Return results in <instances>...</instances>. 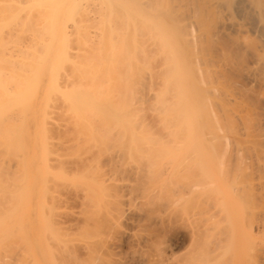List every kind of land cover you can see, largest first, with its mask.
<instances>
[{
    "label": "bare ground",
    "instance_id": "obj_1",
    "mask_svg": "<svg viewBox=\"0 0 264 264\" xmlns=\"http://www.w3.org/2000/svg\"><path fill=\"white\" fill-rule=\"evenodd\" d=\"M224 14L228 17L226 18ZM222 18L223 19L226 18V19H228V21L225 19H224L225 21H223ZM217 36H218V38H219V36H222V38L225 37L226 39L230 40L231 43L233 42L235 44V46H237L236 48H241V51H242V49H244L243 50L244 53L242 52L243 54H242L241 58H238L237 56H233L230 52L226 51L227 49L226 50L225 49L220 50L219 47H217V43H219V42H217V43L214 42V41H216ZM208 39L212 43L210 41H206ZM198 42H199V44H198ZM205 42L212 44L211 46L214 45L212 47V49H211L210 45L209 44L207 45ZM204 44H205V46H208L206 49L204 47ZM194 45H195V47H194ZM198 45H199V47H198ZM215 46L218 48V50L215 48ZM242 57H243V59H242ZM237 59H240V60L238 61ZM71 63H73V64H71ZM158 63L161 64L160 69H158L159 68ZM217 63H218V65L220 64L219 69H217L218 68V66H217V68L214 70L215 64H217ZM153 64L155 66H157V68L155 67V69L156 70L158 69V71L161 73H159L157 71V73L155 74L156 70L154 71ZM156 64H158V65H156ZM69 65H72V66H69ZM236 65H237L238 70L241 68V71H240L242 74L241 76L245 77L247 80H250V82L252 81V83H253V81H258V80H256L257 78L260 80L261 78L263 79V77H264V75H263V73H264V0H0V232H1L0 237H2L0 239V241H1L0 242V249H2V247H4V248L6 247V249L8 248L7 251L4 249L6 251V252L4 251V254L7 257H10V255H11V257H13V256L20 254L19 251L22 250V248L19 249V246H18V249L15 248V246L17 245V243L20 240L18 242L14 241V240H18V238L15 239L14 237L16 235L17 236L19 235L21 237L22 234H24V236H26L25 232L26 233L28 232L25 224H27L29 222L25 223L26 221H24L25 229H23V228H21V227H23V223L21 225L18 221L17 224L20 225V228H19V225H17L16 228L18 227L17 230L19 229L18 231H21L20 233L18 231L14 230V227H13L14 225L12 226V224L15 222V221L13 222V220H12L13 216L18 213L17 212L18 209H16V208L18 207L22 210L24 208V206L27 207L25 205L26 204L25 200H24L25 202L23 203V205H24L23 208H22V206L19 207V205H22V202H20V201H23L20 198H22L26 195L27 192L25 193V195H23L24 191H28V189H27L28 186L26 187V190H25V188L21 187V185L23 183L22 181L25 179L24 177H27L28 174L25 175L26 173H22L23 171H21V170H23V169L21 168V166L22 167L24 166L23 168H25V163L24 162H23L24 164L18 163L17 159L20 157H21V159L25 158L27 156V152L30 154V150L33 148V147L32 148L30 147L31 146L30 144L32 143L31 141L34 140V138H33V140H31L32 139V130L34 129L33 127L35 126V125L33 126L32 123H34L36 121H40L38 119L36 121L34 120V122H33V118H35V115L33 112L37 109V108L35 109L34 106L35 107L38 106L35 104H36L37 99H39V96L41 94L43 95V93H45L44 94L45 99L43 100L44 101L43 106L47 105L46 112L47 111L53 112L52 111L53 109L50 110L48 108V106L51 105L49 107L52 108V106L54 104L58 103V101L55 100L58 97L57 96L58 92H60L64 96H66V98L68 99V100H66V101H68V102H66V104L70 103L71 105H73V107H71L70 104H67L69 106V107H67V110L68 109L71 110L70 108H72L71 112L72 111L75 112V109L81 110L82 108H84L85 111H83V112H85V113H83V112L81 113L79 111L75 112L76 114L78 112L82 114V116H81L78 113V115H77L78 117H76L74 115L75 116V117H73L74 119L75 118L79 119V117H80L78 122H80L82 118H85V116L89 117L88 111H87L88 115H86L87 114L86 113V107H88V106L89 107L87 109L90 111V116H96V114H97V116L100 115L102 117L103 116L106 117L108 115V114H106V111L108 110V108H110L108 111L110 115H112L111 110H114L113 114L116 113V115L114 114L116 116V118L118 115H120V117L123 118V120H124L125 116L127 118H128V116H131L132 119L131 118H129V119H131L130 123L132 121H134V122H132L133 124L128 123L129 119L125 123L124 121H126V119L123 121L122 119L119 118V116H118L117 120H115L116 118L113 115H112L113 117L107 116L106 119L107 118H109V120L111 119L112 123L120 120V122L118 121V122L113 123L115 126L114 128H116L118 126V123H120L118 127L122 131L125 130V131H123L124 134H126V132H127L126 135L130 136V137L129 136L128 137L132 139V141L130 140L131 142L135 143L134 140H136L135 136H137V134H138L137 140L138 139H144V141H145V139H147L150 142V139H148L150 137H152L151 139L156 140L155 137L150 136L151 133H149V134L144 133V132L139 133L136 129H135V131L133 129L138 128L135 125L139 124L140 123L139 120L142 118V116L140 117V115H142V114L141 113L138 114L139 113L138 110L143 108V105L145 104L144 103L145 100H148V98H149L148 96L144 95V93L147 94L150 91L152 93L154 90L152 88V86L154 84H155L154 86L155 87L157 86V89H158L157 84H159L158 82H161L160 81L161 80L160 75L162 74L161 76H163L162 77L163 80H165V77H166L165 81L162 80L163 82H166L165 83L166 86L162 82L163 85H159L160 86L159 91L157 89H156V91L154 90V94L156 95V96H154V97H156L154 99H156V101H157V99H159V100H158V105H157L156 101H155V103H153V105L155 104L154 106H157V108H156L157 110L160 109V110H158V112H160L159 114H161L162 111L166 114V115L164 114L165 116H162V117H166V118H164V119H166V121L164 120L165 121L164 125H166V123L169 121V118H170L171 122H168V123L171 127L166 128L168 132H170V129H171L172 134L170 133V135H172L173 137L177 136V137H179V139L181 138V140L190 137L189 142H188L189 144L192 142V141H190V139L193 140L194 139L193 137L198 138L199 140H196L197 143H195L193 141V143H194L193 147L198 149L199 148L198 145L200 144L199 149H201L200 155L202 156L201 151L203 149H204L203 150L204 153H206L207 155H210L208 152V148L206 149L204 147H210V148L212 147V146H206V143L208 140H205V138L203 136L210 139V137H209L210 134L212 135V138L214 135H216V139L219 140L222 138L223 134L226 132L223 136L225 138H222L221 140H223L224 142L226 141L229 144H233V145H229L225 142V144H226L225 146H228V149L231 146L234 148V145H235V147L241 146L242 149H244V150L247 149V152H248V151H250V150H248V148H252L251 151L253 149H255V151H256V148L258 146H260V148H258V149L259 150L261 149L262 153H261V155L259 153L258 154L260 156H262L263 150H264V146H263L264 145V124L260 120L261 117H259V114H258V112H259L258 106L255 107V105H257V104H254V105L252 104L255 100L252 99L248 95V93L247 94L244 93L245 89H246L245 87L243 88V86L240 85V83H239V85L242 87H240L239 89L238 88L234 89L237 87L238 83H236V81H235V84H237V85L236 86L234 85L235 87L233 88L232 84L234 82H232V83L228 82L230 80V79H228L229 78L228 76L230 75V73L234 72L233 70L237 69L236 67H234ZM238 65H240V68L238 67ZM66 67L69 69H72L74 72L73 73L74 75L72 74V72H70L71 70L67 71L68 73L69 72L71 73V74L69 73V75H67L68 73L66 74V70H67ZM65 68H66V70H65ZM234 68H236V69H234ZM121 69H123V73H124V77H125L124 80L127 81V83H126L127 87H123V86H125L124 83L121 86L122 82H119L120 84H118V85L121 86L122 88H125L122 91L123 95L125 97L122 96L123 98H121V99L119 98L118 103H116V101H115L116 99L112 100V98L109 97V96L113 97V96H115V94L111 95V92L109 90L108 91V93L110 92L109 95L106 91V93H107L106 97L109 99H105L106 98L105 96H103L104 100L101 99L100 97H102L103 94L101 95L100 93H102L103 90H100L98 92L97 89L94 88L96 86H99L100 88L102 87L101 89H103V85L100 86L101 81H102L100 79V77L102 78V76H103V78L106 79L109 77V74H110V76H112L111 74H113V73H114V75H116L115 72L120 73L122 71ZM214 71L216 72L215 76L218 78V81H217V78L214 76V74H215ZM64 72H65V75H67V77L66 76L64 77V78H66L65 80L62 79L64 81L61 80L64 83V85L66 84L67 80L74 82V84H72V83L69 84L67 82V84H69V86H66V85H65L66 87L64 86L65 88H68V87L73 88V89H69V88L67 89L69 91L71 90L70 95L64 94L66 92L65 88H64L65 90H63V91H65L64 93H63V91H61L63 88V83H60L59 80H60L61 76H62L61 78H63ZM210 72H214V73L211 74ZM121 73L119 74V76L121 75ZM154 74L156 77L159 74L158 75L159 78L153 77L152 75H154ZM70 75L73 76V79ZM107 75H108V77H104ZM131 75L134 76V79H135V77H137L140 82H138V79H137V81L135 80L136 83H134L133 82L134 80L131 79L132 78ZM232 75H230V76H232ZM76 76H77V79H76ZM79 76L82 79L80 78V80H79L78 79ZM117 76H118V74H117ZM117 76H116L115 80H117ZM122 76L123 75H121V78H122ZM128 76L131 77L130 79L132 81L128 79L129 78ZM150 76H151V79L156 78L155 80L153 79V85L151 83H148V82H150V81H148L150 79L149 78ZM205 76H207V77H205ZM68 77H71L72 80L70 78L68 79ZM90 77H92L91 83L96 84V83H98V81L92 82V80L99 79L100 84L99 83L97 85L93 84V86H92V84L89 82L88 84L90 86L88 88V86L86 85L87 83H85V82H87V80ZM93 77H94V79H93ZM95 77H97V79ZM210 77L212 78V80L214 79V77L216 78L214 80L215 83H214V81L210 80L211 81L210 82L209 80H206V79H210ZM223 77L225 79H223ZM83 78H84V80H83ZM121 78L119 77L118 79H121ZM204 78H205V80H204ZM75 79H76V81L77 80L79 81V82L77 81L78 82L77 84L75 83L76 81H73ZM105 79H103V81ZM110 79L112 82H114V80H112V78H108L109 82H110ZM222 79H223V81H221ZM122 80H123V78L121 79V81ZM156 80H158L157 84H156V82L154 83V81H156ZM226 80H227V82H226ZM232 80H230V81H232ZM88 81H90V80H88ZM129 81H131L133 84H135V86H136V84H140L142 87L139 86V89H140L139 91L143 95L140 94L139 91H137L138 90L137 86L135 87L136 89L130 88V86L132 87L133 84L130 83L131 85L128 86L127 84ZM106 82H104L105 85L107 84L106 87L108 85L112 86L114 84V83H112V84L108 83L107 79H106ZM146 82L149 84V86ZM260 82H262V81H260ZM46 83H47V86H46ZM59 84H61V85H59ZM102 84H103V82H102ZM115 84H117L116 81H115ZM228 84L229 85L231 84V86H229ZM71 85H72V87H71ZM146 85L149 87V88L147 87L149 90L145 88ZM45 86H46V88H45ZM59 86H62V87H59ZM91 86H92V88H91ZM163 86H165V88H163ZM108 87H110V86H108ZM115 87L117 89H119V87H117V86H115ZM224 87L226 89L230 88L229 91H231V88H232L231 93L228 94L229 91L227 90V92H226V90H224L225 89ZM126 88H128V90H126ZM144 88L146 90H144ZM160 88H161V90H160ZM117 89L112 87V89H111L112 93H114V92L117 93V91H118ZM113 90H117V91L113 92ZM132 90H133V93L136 94V95H134V99L131 96V95H133V93L131 94ZM134 90H136V92H134ZM218 90L222 91V92L224 91L225 94L227 93L226 97L224 96L225 94L221 95L222 93L218 92ZM69 91L67 92L68 94H69ZM145 91H147V92H145ZM160 91H163V92H161L162 94L160 93L161 94L160 97L157 98V96H158L157 94H159ZM124 92H126V94ZM127 92L128 93L130 92L128 94L131 96L129 99L130 101L128 100L129 96H127ZM155 92H158V93L156 94ZM213 92L216 94V96H214L215 94H213ZM232 92H235V94L233 93V95H232ZM56 93H57V95H56L57 97L56 96H55L56 98L52 97ZM217 93L218 94L220 93L219 96H221V97L223 96L225 98V99L222 98L224 100L218 99V101L220 100V102L217 101L218 103L216 102V100H217V98H221V97H218ZM119 94L122 95V93H119ZM119 94L116 96L120 97ZM137 94H140V95L137 96ZM141 95L143 96V98L145 96L147 98L145 97V100L143 101L142 100L143 98L141 97ZM227 95L228 96L230 95V97H228L230 100H228ZM116 96L114 98H118ZM168 96L171 99H169ZM208 96H210L209 99H210V101H212V103H216L215 104L216 106L214 104L210 105L211 102L208 101L209 100ZM59 97L61 98V95ZM173 97H175V99H173ZM231 97H233V99H234L233 103L231 101ZM60 98H58V99H60ZM125 98L127 99V101ZM226 98H227V100H226ZM51 99H52V102L49 103ZM61 99L65 103V99H63V98H61ZM123 99H125V101L128 103L130 102L129 106H131V104L134 105L133 104L134 101L133 102H131V101L137 99V101H139V103L141 105V108L139 109L138 106H140V105H138L139 103L136 100L134 103L135 104L138 103V104H136L133 107L134 108L133 109L132 107L131 108L128 107V105L126 104L125 101H123ZM167 99H169V100H167ZM105 100L107 102H105ZM120 100H121V102H120ZM172 100H174L175 102H173ZM205 100H207L210 104L208 102H205ZM213 100L215 102H213ZM53 101L55 103H53ZM110 101L112 102V106L114 104L117 105L119 103L121 105V103L124 102L125 104H123V105H125V109L129 108V109H133V110L131 112V110L128 109L130 112L129 113L128 110H125L122 108L123 107L122 105H121V108H120V106H118V108L125 110L124 114H126V112H127L128 116H127V114L124 115L122 112H120L118 110L116 105H114L115 109H113L114 106L111 107ZM222 101H223V103H222ZM59 102H61V100ZM104 102L107 103L108 105L107 104L105 105ZM64 103L62 105H64ZM170 103H171V105H170ZM207 103H208V105H207ZM98 104H100V105H98ZM40 105H42V103ZM104 105H105V107H104ZM148 105H150V103ZM213 105L215 106V108L213 107ZM54 106H53V108H54ZM56 106H58V105H56ZM97 106H99V107H97ZM39 107H41L39 109L41 111L42 106H39ZM91 107H93L94 109ZM106 107H108V108H106ZM137 107H138V109L135 112L134 110ZM150 107H151V105H150ZM62 108H63V106H62ZM89 108H91V110ZM234 108H236V109H234ZM240 108L243 111L241 112V114L238 113V114H240L239 115L240 124H239V122H237L238 117L236 118V116H238L237 112L241 111ZM96 109H98V110H96ZM102 109H105V111ZM116 109L118 112L116 111ZM210 109H211V111H209ZM212 109L215 112H213ZM231 109H234L236 111L235 113L237 115L234 112H232L234 110H231ZM44 110H45V108H44ZM230 110H231V112H230ZM99 111L101 113L98 114ZM102 112H104L106 115H102ZM119 112H120V114H118ZM211 112L215 117L213 115H211ZM37 113H38V109H37ZM40 113H38V115ZM68 113H70V112H68ZM136 113H137V115H135ZM32 114L34 117L31 116ZM43 114H45V113L43 112ZM48 114H51V113H48ZM48 114H47V117H49ZM73 114L74 113H72V115ZM121 114H123L124 117L121 116ZM129 114H131V115H129ZM227 114H229V115H227ZM231 114H232V116H234V114L236 116H234V118H233L231 116ZM132 115L134 116V120H133ZM138 115H139V117H138ZM41 116H42V114H41ZM212 116H213V118H215L214 121H216V119H217V121L215 123H214V121H212L213 120ZM229 116H231L230 118L233 119L232 121L229 118ZM96 117H94L93 119H96ZM221 117H223V118L220 119ZM227 117L230 119L231 124H230L229 119ZM113 118H115V119L113 120ZM43 119H44L43 122L46 121L45 119H47V122L49 121V118H43ZM88 119H90V118H88ZM103 119L105 120V118H103ZM149 119H151V118H149ZM218 119H220L222 121V123H223V121H225V123L229 122L231 127L229 124L228 125L230 128L228 127V125L225 126L226 124L224 123L225 125L223 128V126H222L223 124L220 123V124H217V126L218 125L219 126L221 125V126L216 128L217 127L216 123L221 122ZM86 120H87V118H86ZM209 120H211V122H213L212 126H211V123L210 124L208 123V122H210ZM74 121H76V120H74ZM121 121H123V122H121ZM174 121H176V124L175 123L172 124V122H174ZM177 121H178V123H177ZM180 121L182 123H180ZM234 121L236 122V124H234ZM47 122L46 123L44 122L47 129L45 128L44 125L42 127V128H45L44 132H45V130H48ZM36 123H34V124H36ZM83 123H84V121H83ZM121 123H123V124H121ZM124 123H125L126 127L124 126ZM110 124H108V125H110ZM113 124H112V126H113ZM129 124H130V127H132L135 124L134 125L135 127H132L133 131L130 130V127H128ZM140 124L142 125V123H140ZM121 125H123V126H121ZM156 125H158V124H156ZM179 126H180V130H182V132L178 129ZM108 127H110V126H108ZM123 127L127 128V130ZM221 127L223 129H226V131H224ZM118 129H117V131H118ZM39 130H41V129H39ZM39 130H37V131H39ZM155 130H158V129H155ZM217 130L219 132L222 131L221 132L222 135H219V137H217ZM105 131H107V130H105ZM128 131H129V133H128ZM131 131L133 134L130 133ZM159 131H161V130H159ZM178 131H180V132H178ZM44 132H42L41 135H39V133H38L37 137L39 138V136H40L42 143H39V144H42L45 147L47 144L49 145V143H47L48 137H47V139H45V137L47 136V133H46L47 131L45 133ZM141 133H142V135H141ZM174 134L176 136H174ZM103 135H106V134L103 133ZM131 135L134 139L131 137ZM139 135L142 136V138H139ZM147 135H148V137H147ZM182 135H183V137H182ZM185 135L187 137H184ZM96 136H98V135H96ZM143 136L144 137L146 136L147 138H143ZM99 138H100V136H99ZM168 138H169V136H168ZM212 138H211V140H212ZM43 139H45L46 145L43 143L44 142ZM122 139H125L124 136ZM171 139H173V138H171ZM38 140L40 141V139H38ZM104 140H106V139H104ZM104 140H102V141H104ZM165 140H166V138H165ZM204 140L206 141V143L203 142ZM37 141H36V144H37ZM100 141H101V138H100ZM114 141L117 142L115 139H114ZM126 141L128 142V140H126ZM148 141H146V142H148ZM183 141H185V140H183ZM183 141H182V144H186L187 141H185V143ZM151 142H153V141H151ZM248 142L251 144H254L253 147H255V148L251 147L250 144H249L250 147H248V144H247ZM101 143H103V142H101ZM106 143H108L107 140H106ZM141 143H144V142H141ZM201 143L205 144V146L202 145ZM221 143H223V142L221 141ZM34 144H32V145H34ZM109 144H113V143L111 142ZM115 144H119V143H115ZM152 144H154V143H152ZM189 144L185 145V146L182 145V147L180 146V148H183V146H184V150L188 151L187 149L190 146ZM196 144H198V145H196ZM236 144H237V146H236ZM48 145L46 146V148L50 147V146L48 147ZM194 145L197 147H195ZM218 145H219V143H218ZM245 145H246V147H245ZM107 146L110 147L109 145H107ZM131 146H132V144L130 145V147ZM133 146L135 147L136 144H133ZM173 146H174V144H173ZM201 146L203 147V149L201 148ZM261 146H263V147H261ZM44 147H40V148L42 149ZM112 147L115 148L114 146H112ZM149 147L153 148V146H151V145ZM160 147L161 146H159V147L157 146L156 148H160ZM193 147H191V149L188 152H191V150L195 151ZM218 147H221V146L219 145ZM117 148H120V147H117ZM117 148H116V151L118 152L119 149L117 150ZM138 148H140V147H138ZM145 148L146 147H144V149ZM233 148H232V150H233ZM41 149H40V151H41ZM125 149L127 150L126 147H125ZM129 149H131V148H129ZM136 149L137 148H135L134 151ZM225 149L227 150V148H225ZM242 149H240V150H242ZM43 150L47 151V153L45 152L46 154H44L45 157H44V155L43 156L41 155V157L45 158L43 165L47 164L46 166H47V171H48V167H50V165H49L50 162L45 161V160H47V158L49 157L48 154L51 155L52 149L50 151H48V149L45 150V148H44ZM152 150L154 151V149H152ZM159 150H161V149H159ZM221 150H223V149L221 148ZM35 151L38 152L37 149ZM113 151H115V150H113ZM145 151H146V149H145ZM149 151L151 152V150H147L146 152H149ZM214 151H216V150L214 149ZM219 151L220 150H218V153H219ZM230 151H231V148H230ZM251 151H250V153L248 152L249 155L251 154ZM255 151L253 150V152H255ZM195 152L198 153L199 150H196ZM231 152H233V151H231ZM257 152H258V150H257ZM125 153H127V152H125ZM130 153H128V154H130ZM226 153H225V155H226ZM244 153H246V152H244ZM256 153H254V155ZM139 154H140V152H139ZM156 154H158V153H156ZM161 154L162 153H160L159 155H161ZM206 154L203 155V157L205 156V158L208 161V164L210 165V162H212V164H214L213 160L210 161V159H208L206 157L207 156ZM119 155H121V154H119ZM140 155H142V154H140ZM185 155H187V154H185ZM191 155L192 154H190V156ZM22 156H24V157H22ZM31 156L34 157V155H31ZM135 156L137 157V155H135ZM148 156H150V155H148ZM195 156H197V155H195ZM14 157L15 158L17 157V158L15 159ZM136 157H135V159H136ZM245 157H247V156H245ZM262 157H264V156H262ZM262 157H260V158H262ZM37 158L38 157H36V159ZM151 158L152 157H150V159ZM197 158H199V157H197ZM200 158L202 159V157H200ZM205 158H204V162L206 161ZM11 159H13V160H11ZM21 159L19 160V162L24 160V159H22V160ZM51 159L49 158V161L52 162ZM193 159H195V157ZM26 160H24V161H26ZM40 160L41 159H39V161ZM11 161H14L15 163L17 162L18 164L16 163V165L20 164V166L16 167V165L15 164L13 165V163ZM30 161H28L26 163L30 164L31 163ZM39 161H38V163H39ZM42 161H43V159H42ZM185 161H186V159H185ZM148 162H149V159H148ZM159 162H160V160H159ZM44 163H46V164H44ZM193 163H195V162H193ZM201 163H202V161H201ZM218 163H221V161L220 162L218 161ZM260 163H261V161H260ZM35 164H33V165H35ZM52 164H53V162H52ZM163 164H165V163H163ZM186 164H188V163H186ZM11 165L13 167H16L15 169L20 170L21 173L24 175V177L22 174H21L22 177L19 175L20 171L14 170L13 167L10 168ZM26 165H28V164H26ZM142 165L144 166V164H142ZM28 166H30V165H28ZM28 166H26V172H27V168L30 169V167H32V164L30 167H28ZM46 166H44V167H46ZM133 166H134V164H133ZM218 166H219V164H218ZM131 167H132V165H131ZM136 167H138V166H136ZM147 167H146V170H148ZM213 167L214 166L209 167V168H213ZM263 167H264V165H263ZM202 168L205 169L204 167H202ZM217 168L220 169L219 167H217ZM33 169H35V168H33ZM129 169H131V168H129ZM214 169H216V167H214ZM11 170H14V171H11ZM45 170H46V168H45ZM138 170H139V168H138ZM207 170H209V169L207 168ZM24 171H25V169H24ZM47 171H46V174L47 173L49 174L50 170H49V172H47ZM160 172H161V170H160ZM38 173H39V171H38ZM8 174H10V175L12 174L11 176L19 175L20 177L19 176L18 177L20 180V184H19V180H17V177H14L15 183L12 184L14 182V179H13V177L9 176ZM15 174H17V175H15ZM47 175L44 177H47ZM7 176H8V178H7ZM39 176H40V174H39ZM28 177L26 178L27 181L29 179ZM36 177H37V175H36ZM44 177H42V179L45 182V180L47 181V179H45ZM206 177L208 178L207 175H206ZM9 178L11 179V181H9L10 180ZM42 179H40L41 183L43 182ZM16 180L18 183L16 182ZM24 181H26V180H24ZM96 181H97V179H96ZM36 182H37V180H36ZM214 182H216V180ZM225 182H226V180H225ZM44 184H43V186H44ZM205 184H207V182ZM209 184H211V183H209ZM24 185H28V184L25 182ZM24 185H22V186H24ZM34 186L35 185H33V187ZM214 186H216L215 183H214ZM217 186H219V185H217ZM183 187H185V186H183ZM233 187L234 186H232V188ZM232 188H231V190L234 189V188L233 189ZM235 188H236V186H235ZM208 190H210V189L208 188ZM36 191H38V190L36 189ZM228 191H230V190H228ZM228 191H227V193L229 194ZM33 192H35V190L32 191L31 195H33ZM47 192H49V191H47ZM231 192L233 193V191H231ZM163 193H165V192H163ZM207 194L210 197L211 193H210V195H209V193H207ZM234 194H235V191H234ZM234 194L230 193L229 195L233 196ZM36 195H37V193H36ZM36 195L34 198H36ZM6 196H8V197L10 196L9 198L12 199L11 205H13V206H12V208L8 207L11 210V212H10V210H8V211H5L6 209L3 210V207L1 208V206L3 204H5V202H3V201L5 200ZM46 196H47V193H46ZM214 196H215V194H214ZM249 196H250V194H249ZM12 197H14V198H12ZM27 197L28 196H26L24 198L27 199ZM16 198H17V200L20 199V201H18V202L21 204H19L17 202ZM13 199H15L17 203L14 204ZM216 199L217 198L215 197V200ZM222 199H223V197H222ZM15 200H14V202H15ZM219 201H221V200L219 199ZM234 201L236 202V200H234ZM27 202L29 203V200ZM28 203H27V205H28ZM7 205H8V203H7ZM245 205H246V202H245ZM3 206H4V208L5 207L7 208L6 204ZM232 208H235V207H232ZM232 208H230V209H232ZM13 209H14V211L17 210L15 214L13 213L14 212ZM28 210L31 211V209H27V211ZM239 210H240V208H239ZM23 211H25V210H23ZM222 211H223V209L218 210L217 212H222ZM25 213H26V211H25ZM216 213H215V215H216L215 219L218 220L220 218L221 222L219 223L220 220L218 222L216 220H214V221H216V223H215L212 220L213 222H211V223H214L215 225L212 224L210 226L211 228L213 227L212 229L208 227L211 232H212V230L214 232V233L212 232L213 233V238H212L213 240H211V242L212 241L213 242L210 243V245H212V246H211V249L209 248L210 249L209 251H210V253L215 252V254H218V253H216V251H218L219 249H220V252L222 251V248H220V244H221L220 240L224 241L223 239H221L222 236H221V232H219L220 231L219 229H221L225 224L223 226L221 225V228H218L219 224H222V219H221L222 217L217 216L218 213L217 214ZM21 214H22L21 215L22 218L20 215H18V216H20V220L21 219L23 220V216H25V215L22 211H21ZM45 214H47V213H45ZM222 214H220V215H222ZM224 214H226V213H224ZM224 214H223V216H224ZM262 214L263 213H261V215ZM30 215H31V213H30ZM30 215H29V217H30ZM16 216L17 215H15V217ZM44 217H45V215H44ZM217 217H219V218H217ZM27 219H28V217H27ZM27 219H24V220H27ZM254 219L256 220V217ZM28 220H30V222L32 224L31 219H28ZM39 220L40 219L38 217V221ZM49 220H50V217H49L48 221ZM238 220H239V218H238ZM232 221H233V219H232ZM49 222H47V223L49 224ZM233 222H231V223H233ZM261 223H262V221H261ZM261 223H259V224L261 225ZM40 225H41V222H40ZM50 225H51V223L48 226L46 225L47 228L43 227L42 225L41 226L43 228H45L46 230L45 229H43V230L48 233V230H50V232H53V230H51L52 225L49 228ZM256 227L258 229L260 228L258 226H256ZM208 228H207V230H208ZM234 228H236V229H234ZM261 228H260V230H262ZM22 229L25 230V232L22 233ZM230 229L233 232H228V229L224 228L222 230V233L225 235V237H231L230 238L231 241H233V239H234V242H231V245L234 249V246H233V245H235L234 243H236L237 240L240 238H237L238 229L236 227V224L235 225L232 224L231 228H229V231H231ZM40 230H42V229H40ZM242 230L243 229L241 228V232H243ZM255 232H256V230H255ZM259 232H261V231H259ZM3 233H4V235H3ZM31 233H32V231H31ZM229 233H231L233 235L230 234V236H229ZM247 233H249V232H247ZM253 233H254L253 230H251L250 234L253 235ZM11 235L13 237H11ZM217 235L219 236L220 240H219ZM247 235L249 236V240H250L252 236L250 237L249 234H247ZM24 236H22V237H24ZM28 236L29 235H27L26 238ZM242 236H244V234H242ZM20 237H19V239H21ZM9 238H10V240H8ZM29 238H30V236H29ZM243 239H242V241H243ZM246 239L247 238H245V240ZM5 240H7L9 242V244H13V245L11 246V245L7 244L8 242ZM27 240L25 243H27V242H28V244L31 243L30 239L27 238ZM10 241L11 242L13 241V242L11 243ZM226 241H229V240H226ZM15 242H17V243H15ZM1 243H3L2 245H4V246H1ZM20 243H18V244L21 245ZM237 244H238V242H237ZM237 244L235 245L236 247H238ZM6 245H9L10 247L6 246ZM29 245L31 246V244H29ZM30 246L28 247V249H29L28 253L26 250V253L28 255H30L29 254L30 253ZM33 246L31 247L32 250H34ZM223 246H221V247H223ZM20 247H24V246L22 245ZM40 247H41V244H40ZM229 247H231V246H229ZM236 247H235V249H236ZM12 248L13 249L15 248V250H12ZM225 248H226V246H225ZM226 249H225V251H226ZM9 250H10V254H9ZM12 251H13V253H12ZM228 251H229V248H228ZM236 251H237V249H236ZM236 251H235V253H236ZM53 253H54V250H53ZM55 253H54V255H55ZM12 254H14V255L12 256ZM231 254H232V251H231ZM0 255L4 258L6 257L5 255L3 256V252H0ZM234 255H232V257H234ZM11 257L7 258V259H9V260L11 259L13 261L14 259ZM52 257L54 258V261H55V258H57L55 256H52ZM235 257H237V256H235ZM22 258H23V256H22ZM1 260H2V258H1ZM4 260H3V262H4ZM45 260H46V258H45ZM30 261L27 260V263L28 262L31 263ZM48 262L49 261H47V264H48ZM9 264H12V263L9 262ZM15 264H17V263H15ZM56 264H60V263H57V260H56Z\"/></svg>",
    "mask_w": 264,
    "mask_h": 264
},
{
    "label": "rangeland",
    "instance_id": "obj_2",
    "mask_svg": "<svg viewBox=\"0 0 264 264\" xmlns=\"http://www.w3.org/2000/svg\"><path fill=\"white\" fill-rule=\"evenodd\" d=\"M225 17L227 18L228 16L225 15ZM226 18H224V19L228 21V19H226ZM224 19H223V21H225ZM217 38H218V36L216 37V41H214V42L215 43L219 42V43H217V47H219L220 50L221 49L222 50L227 49L226 51L230 52L233 56H237L238 58H241L242 54L244 53V51H243L244 49H242V51H241V48H236L237 46H235V44L233 42L231 43V41L226 39L225 37L222 38V36H219L220 39L219 38L217 39ZM206 41H210V40L208 39ZM198 44H199V42H198ZM206 44L207 45L209 44L211 49L214 46V45L211 46L212 44H210V43H206ZM194 47H195V45H194ZM198 47H199V45H198ZM204 47L206 49L208 46H205V44H204ZM217 47L215 46V48L218 50ZM242 59H243V57H242ZM237 60L239 61L240 59H237ZM71 64H73V63H71ZM158 64H159L158 69H160L161 64L160 63H158ZM158 64H156V65H158ZM219 65H218V63L215 64V67L213 66L214 70L217 68V66H218L217 69H219ZM69 66H72V65H69ZM155 67L157 68V66H155L153 64L154 71L156 70ZM234 67L237 68V65ZM238 67L240 68V65H238ZM66 68H65V70H66ZM236 68H234V69H236ZM158 69L155 71V74L157 73ZM69 70H71L70 72H72V74L74 73L72 69L67 68L66 74L68 73L67 71H69ZM121 70H122L121 71L122 73L121 72L120 73H121V75H123L122 81H121V79H122L121 75L119 76L120 73H117V72H115L116 75H114V73L111 74L113 77L110 76V74H109V77H108V75L104 76V77L112 78V80H114V82H112L110 79V82H109L108 78H106L108 83H110V84L114 83L112 86L108 85L110 87H108V86L106 87L107 84L105 85V83H104V82H106V79L103 78V76H102V78L105 79L103 81V79L100 77V79L102 80V81L100 80L101 81L100 86L103 85V89H101L102 87L100 88L99 86H96L94 88H96L98 92L100 90H103V92L100 93L101 95L103 94L102 97H100L101 99H103V96H105V97L107 96V93L109 90L111 92V95L115 94V96L118 95L119 93H122V95L119 94L120 97L116 96L118 98H114L115 96H113V97L109 96L110 98H112V100L116 99L115 100L116 103H118L119 98L120 99L123 98L122 96H124V95H123L122 91L125 88H122L121 86L124 83L125 86H123V87H127L126 86L127 81L124 80L125 77H124L123 69H121ZM233 71L234 72L230 73V75H232V74L233 75L232 76L229 75L228 79H230V80L233 79L234 81L229 80L228 82L229 83L234 82L232 84L233 88L237 85V84H235V81H236V83H238L237 87L234 89H237V88L239 89L242 86H243V88L244 87L246 88L244 93H246V94L248 93V95L252 99L255 100L252 104L253 105L257 104V105H255V107L258 106V110L260 112V113L258 112V114H259V117H261L260 120L264 124V117H263L264 116V77H263V79L260 77L262 80L261 79L259 80L257 78L256 80H258V81H253V83H252V81L250 82V80H247L245 77L241 76L242 75L240 72L241 68L239 70L237 68L236 70H233ZM214 72H210V73L212 74ZM69 73L67 75H69ZM159 73H161V72H159ZM117 74H118V76H117ZM155 74L152 76L156 77ZM67 75H65V72H64L63 78H61L62 76L60 77V80H59L60 83H63L62 81H64L66 79L64 77L65 76L67 77ZM158 75H157V77H158ZM161 75H160V78H161L160 81L161 82H158L159 84H157L158 80L154 81V83L156 82V84L158 85V89H157V86L156 87L154 86L155 84L153 85V79L154 78L151 79V76H150L149 78L151 80L149 78H148L149 80L147 79L148 81H150L148 83H151L155 87L154 88L152 86V88L155 91H156V89L159 91V87H160L159 85H163V83L165 85V83H166V82H163L166 80V77L164 76L165 80H163V78H162L163 76H161ZM215 75H216V72H215L214 76ZM263 75H264V73H263ZM70 76L73 79V76L72 75H70ZM116 76H117V80H115ZM71 77H68V79L69 78L71 79ZM119 77L121 79H118ZM128 77H129L128 78L129 80H131V79L134 80L133 81L134 83H136V81L138 79L137 77H135V79H134V76H132V75H131L132 78L130 76H128ZM205 77H207V76H205ZM211 77H210V79H206V80L214 81L217 78L215 76L216 78L214 77V79L212 80ZM80 78L81 77L79 76L78 79L80 80ZM95 78L97 79V77H95ZM62 79H64V80H62ZM76 79H77V76H76ZM76 79L73 81H76ZM91 79H92V77H90L88 79L90 81H88L86 79L87 82H85V83H87L86 85L88 86V88L90 86L88 83L89 82L91 83ZM93 79H94V77H93ZM223 79H225V78L223 77ZM223 79L221 81H223ZM83 80H84V78H83ZM204 80H205V78H204ZM77 81L75 82L76 84L79 82V81L78 82ZM93 81L94 82L98 81V83H99V79L92 80V82ZM115 81L117 84H115ZM131 81L128 82V84H127L128 86L131 85L130 84V83H132ZM217 81H218V78H217ZM260 81H262V82H260ZM67 82L69 84L70 83L74 84V82H71L68 80H67ZM67 82L65 85L69 86V84H67ZM102 82H103V84H102ZM119 82H122L121 86L118 85V84H120ZM138 82H140L139 79H138ZM226 82H227V80H226ZM98 83H96V84L91 83V84L93 86V84L97 85ZM214 83H215V81H214ZM239 83L242 86H240ZM59 85H61V84H59ZM65 85L63 83V88L61 91L66 89L65 90L66 92L63 91V93L65 92L64 93L65 95H70L71 90L70 91L67 90L69 87L65 88L66 87ZM46 86H47V83H46ZM46 86H45V88H46ZM92 86H91V88H92ZM115 86L119 87V89H117ZM136 86L138 87L137 91H139L140 90L139 86H141V85L136 84ZM136 86H135V84H133L132 87L130 86V88L136 89L135 88ZM148 86H149V84H148ZM148 86L146 85L145 88L148 89L149 88ZM165 86H163V88H165ZM229 86H231V84ZM59 87H62V86H59ZM71 87H72V85H71ZM112 87L118 90V91L113 90V92L117 91V93L118 92L119 93L118 94L116 92L112 93V90H111ZM145 88H144V90H146ZM69 89H73V88H69ZM126 90H128V88H126ZM154 90L152 93H151V91L147 94L144 93V95L149 97L148 100H145L146 96L143 98V96H142L143 94L140 93V91H139V93L142 94L141 95V97L143 98L142 100L143 101L145 100V102H144L145 104L144 103H143L144 105L142 104L143 105V108H142L143 110H142V109H140L141 105H140L139 101H137V99H135L139 103V104L138 103H136V104L140 105V106H138L140 109V110H138V112H139L138 114H140V113L142 114V115H140V117L142 116V118H141L142 120L141 119L139 120V122L142 123V125L140 123L136 124V125L134 124L138 128H134L133 130L135 131V129H136L139 133L140 132H144V133H148V134L151 133L152 135L150 134V136L155 137L156 140L151 139L152 137L148 138V139H150V142L147 139H145V141H144V139H138L137 140V136H138V134H137V136H135L136 140H134L135 143L131 142L132 139L129 138L130 137L129 135H126L127 132H126V134L123 133V131H125V130L122 131L118 127L120 123H118V126L116 128H114L115 126L113 123L118 122V121L120 122V120L112 123L111 119L110 120H109V118L106 119L107 116L110 117L112 115L116 118V116H115L116 113H114L115 115L113 114L114 110H111L112 115L109 114L108 111L110 108H108V107H106V108H108V110L106 111V114H108V115L106 117H104V116L102 117V116L98 115L100 117L99 118L97 116V114H96L97 117L96 116H90V111L87 109L89 107L88 106V107H86V113H87V111L89 112V117L85 116V118H82L81 121L78 122L80 117H79V119L78 118L74 119L73 117H75V116L78 117L77 115L79 112L82 113L83 111H85L84 108L81 109L82 111L80 109H77V110L75 109V112L79 111L77 114L73 111L71 112L72 108H70L71 110H69V109L67 110V107H69L67 104H70V103L66 104V102H68L66 100H68V99L66 98V96H64L60 92H58V95L56 93L55 95L52 96V97H55L56 95L58 96V97L56 96L57 99H55L58 101V103L56 102L57 104H54L55 106L58 105V106H56L57 108L53 104L52 105L54 106V108H53V106L51 108V107H49L51 105L48 104L49 105L48 108L50 110L53 109L52 110L53 112H50V111L46 112L47 105L43 106L44 105L43 100L45 99V95H44L45 93H43V95L41 94L42 96L41 95L39 96V99H37V102L35 104L38 106L37 107L34 106V108L35 109L37 108L38 113H40V112L41 113L38 115L37 109L36 110L34 109L35 111L33 113L35 115V118H33V122H34V120L36 121L38 119L40 121H36L37 123L34 122L38 126L36 124L32 123L33 126L35 125L33 127L35 130L32 128L33 130H32V139L31 140H33V138H34V140L33 141L30 140L32 142V143L30 142L31 143L30 147L31 148L33 147L34 149L30 148L31 149L30 154L27 152V156L25 155L26 156L25 158L27 160L25 158H22L26 161L23 160V161L19 162L21 157L17 159L18 163H22V164L25 163V168H23L24 166L23 167L21 166V168L23 169L21 171H23L22 173H26L25 175L28 174L27 175V177L29 176L28 181L26 179L27 177H24V175L21 173L20 170L15 169L16 167L20 166V164L16 165L17 162L15 163L14 161H11L13 163V165L14 164L16 165V167H13L12 165L10 166V168L13 167L14 170L20 171V173L18 172L19 175L21 176V174H22L23 177L25 178V179L24 178L23 179L26 181L23 180L22 185H24L25 182L28 184V185H24V186L21 185V187L25 188V190H26V187L28 186L27 187L28 191H24V194H23V195H25L26 192L28 193V194L26 193V195L24 196V197L28 196L27 199L21 196L22 198H20V199L23 201H20V199L17 200V198H16L17 202L18 201L22 202V205H19L21 203L18 202L19 207L22 206V208H23V206H24L23 203L25 201H26L25 205L27 207L24 206V208L21 210L20 208H18L16 206L17 208L16 207L15 208L18 209V211L16 210L18 212L17 214H15L16 211H14V209H13V211H14L13 213L17 216L16 217H15V215L13 216L12 220H13V222L15 221L16 223L14 222L12 224V226L14 225L13 226L14 230L18 231L19 230V229L17 230L18 227L16 228V226L19 225V224H17L18 221L21 225L23 223V227H21L23 229H25L24 224L29 222V223L25 224L28 232L26 233L25 230L22 229V233L25 232L26 236L27 235L30 236V238H29V236L27 238L30 239L31 243H29V244H31V246L28 244V242L25 243L27 238H26V236H24V234H22V236H24L25 238L22 236L20 237L19 235L18 236L16 235L17 237L15 236L14 238L15 239L18 238V240H14V241L18 242L20 240L18 243L21 242L20 243L21 245H19L17 242H15V243H17V245H16L17 247L15 246V248L18 249V246H19V249L22 248V250H20L21 252L19 251L20 254H18L16 256H13L14 254H12L13 257H11V255H10V257L13 258L14 260L16 258L17 259L15 261L14 260L12 261L11 259L9 260L7 258H10V257H7L4 254V251L5 250L7 251L8 248L6 249V247L5 248L2 247L3 250L0 249V252H3V256L5 255L6 259L0 255V257L2 258V260L0 258V264H9V262L12 264H15V263H17V264H21V263L22 264H47V261H49L48 264H56V260H57V263H60V264H122V263L123 264H233V263L234 264H264V224H263L264 223L263 222L264 221V211H263L264 210V167H263L264 157H262V156H264V150H263V155L260 156L262 153L261 152L262 150L258 149V148H260V146H258L256 148V151H255V149H253L255 152H253V150L251 151L252 148H248V150L251 151L252 155L251 154L249 155L250 151H248L249 152L248 153L247 149L245 148L246 150H244V149H242L241 146L235 147V145H234V148L231 146L228 149V146H225L226 141L224 142L223 140H221L222 138H225L223 136L226 132L225 133L223 132L224 134H223L222 138L219 140L216 139V135H214L215 137L213 136V138H212V135L210 134L211 135V136L209 135L210 139L203 136L205 138V140L209 141V142L207 141V143L205 140L203 141L206 143V146H212V147L211 148L210 147H204L206 149L208 148V152L210 155H207L206 153H204V151H203L204 149L201 146V148L203 149L201 151V154H202V156H201L200 155L201 149H199L200 144L199 145L196 144L199 147L198 149L193 147V144H194L193 141L195 143H197L196 140H199L198 138L193 137L194 139L193 140L190 139V141H192V142L189 144L188 142H189L190 137L181 140V138L179 139V137H177L175 134H174V136H176V137H173L172 135H170V133L172 132L171 129H170V132L167 131L166 128L171 127L168 122H171V121L169 118V121L167 120L168 122L166 123V125L167 124L168 125L167 126L164 125V122L166 121V119H164V118H166V117H162V116H165L166 114L163 111H162L163 114L162 113L159 114L160 112H158V110H160V109L157 110L156 109L157 106H154L155 104L153 105V103H155V101H156V99H154V98H156V97H154V96H156L154 94ZM160 90H161V88H160ZM224 90H226V92H227V90L229 91L230 88L229 89L225 88ZM68 91H69V94L67 93ZM106 91H107V93H106ZM147 91H145V92H147ZM231 91H232V88H231ZM231 91H229L228 94H230ZM134 92H136V90H134ZM161 92H163V91H160L159 94H157L158 92H155L158 95L157 98L160 97V95L162 94ZM214 92H213V94H215ZM218 92L222 93L221 95L225 94L224 91L222 92V91L218 90ZM235 92H232V95H233V93L235 94ZM109 93H108V95H109ZM124 93L126 94V92H124ZM129 93L127 92V96H129V98L127 97L128 100L130 99L131 96L134 99V95H136V94L133 93V90L131 92V94L133 93V95L130 96V95H128ZM59 94L61 95V98L65 99V103L59 97L60 96ZM140 94H137V96ZM219 94L217 93L218 97H221V96H219ZM226 94L224 95L225 97H226ZM210 96H208V99L210 98ZM214 96H216V94ZM228 97H230V95L229 96L227 95V98ZM58 98H60V99H58ZM168 98L171 99L169 96H168ZM222 98H224V97L222 96L221 98H217L216 102L218 101V99H222ZM227 98H226V100H227ZM52 99L50 100L49 103L52 102ZM105 99H109V98L106 97ZM125 99H123V101H125ZM169 99H167V100H169ZM173 99H175V97H173ZM224 99H222V100H224ZM60 100H61V102H59ZM135 100H132L131 102H133V101L135 102ZM158 100L159 99H157V101H156L157 105H158ZM207 100H205V102L210 101V99L208 101ZM228 100H230V99L228 98ZM233 100H234L233 97H231L232 103L234 102ZM54 101H53V103H55ZM126 101H127V99H126ZM172 101L175 102L174 100H172ZM105 102H107V101L105 100ZM105 102H104V104L106 105L107 103H105ZM120 102H121V100H120ZM134 102H133L134 105L131 104V106H129L130 102L129 103L126 102V104L128 105V107L133 108L136 105ZM210 102H211V104L208 102L210 105L216 104V103H212V101H210ZM213 102H215V101L213 100ZM218 102H220V100ZM41 103H42V105H40ZM63 103H64V105H62ZM149 103H150L151 107H150V105H148ZM208 103H207V105H208ZM222 103H223V101H222ZM123 104H125V103L124 102L121 103V105L123 106L122 108L125 109V105H123ZM98 105H100V104H98ZM105 105H104V107H105ZM114 105H116V104H114ZM121 105L119 103L116 106H117V108H118V106H120V108H121ZM170 105H171V103H170ZM214 105H213V107L215 108L216 105L215 106ZM39 106H42L41 111L39 110L41 108ZM62 106H63V108H62ZM113 106H112V102H111V107H113ZM71 107H73V105H71ZM97 107H99V106H97ZM138 107L134 110L135 112L138 109ZM44 108H45V110H44ZM91 108H93V107H91ZM91 108H89V109L91 110ZM120 108H118V110L120 112H122L123 114L125 113V110L129 109L128 108V109L122 110ZM98 109H96V110H98ZM113 109H115V106ZM133 109H129V110H131V112H132ZM234 109H236V108H234ZM234 109H231V110H234ZM102 110L105 111V109H102ZM129 110H128V112H129ZM231 110H230V112H231ZM100 111L98 112V114L101 113ZM116 111H117V109H116ZM209 111H211V109ZM212 111H213V109H212ZM242 111L243 110L241 109V111L237 112V114L238 113L241 114ZM43 112L45 114H43ZM68 112H70V113H68ZM120 112L118 114H120ZM213 112H215V111H213ZM232 112L235 113L236 111L234 110ZM46 113L47 114L51 113V114H48L49 117H47ZM72 113H74V114L72 115ZM81 113H79V114L82 116ZM83 113H85V112H83ZM41 114H42V116H41ZM106 114L104 112H102V115H106ZM123 114H121V116H123ZM126 114H127V112H126ZM126 114H124V115H126ZM235 114H234V116L237 115V114L236 115ZM240 114H238V116H236V118L238 117L237 122H239V115ZM86 115H88V113ZM129 115H131V114H129ZM135 115H137V113ZM211 115H213L212 112H211ZM227 115H229V114H227ZM31 116H33V114ZM118 116L120 119L123 120V118H121L120 115H118ZM118 116H117V118H118ZM127 116H128V114H127ZM213 116H212V119H213L212 121L215 120V118H213ZM231 116H232V114H231ZM231 116H229V118ZM234 116H232V117L234 118ZM94 117H96V119H93ZM138 117H139V115H138ZM43 118H49L48 122H47V119H45L46 121H44L45 123L47 122V127H48V130H45V132L47 131L46 132L47 136L45 134L44 135L46 136L45 139H47V137H48L47 143H49V145L48 144L47 145H48V147L50 146L49 148H46L47 145L45 144V139H43V141H44L43 143L46 145L44 147L42 144H39V143H42L40 136H39V138L37 137L38 136L37 134L39 133V135H41V133L44 132V129L46 128V125L43 122V120H44ZM86 118H87V120H86ZM88 118H90V119H88ZM103 118H105L106 121ZM115 118H113V120ZM117 118L115 120H117ZM129 118H131V116H128V118L125 116L126 121H124L125 119L123 121L126 123ZM149 118H151V119H149ZM222 118L223 117H221L220 119H222ZM131 119H129L128 123H130ZM220 119H218V120H220ZM230 119H229V122L231 124V121L233 119H231V121H230ZM74 120H76V121H74ZM133 120H134V116H133ZM83 121H84V123H83ZM123 121H121V122H123ZM178 121H177V123H178ZM209 121L210 122H208V123L209 124L211 123V126H212L213 122H211V120H209ZM216 121H217V119H216ZM216 121H214V123ZM132 122H134V121H132ZM132 122L130 124H133ZM229 122H227V123H225V121H223V123H222V121L217 122L216 126H217V124L222 123L223 124L222 126L224 128V125L226 124L225 126H227L229 124ZM107 123L108 124L111 123V124L108 125ZM125 123H124V126L126 127ZM174 123L176 124V121L172 122V124H174ZM180 123H182V122L180 121ZM112 124H113V126H112ZM121 124H123V123H121ZM130 124L128 127H130ZM156 124H158V125H156ZM234 124H236L235 121H234ZM239 124H240V122H239ZM43 125L45 126V128H42ZM134 125L132 127H135ZM229 125H228V127H229ZM108 126H110V127H108ZM121 126H123V125H121ZM220 126L218 125L216 128H218ZM125 127H123V128H125ZM132 127H130V130H132ZM230 127H231V125H230ZM36 129L37 130L41 129V130L37 131ZM117 129H118V131H117ZM125 129L127 130V128H125ZM155 129H158V130H155ZM178 129L180 130V126ZM105 130H107V131H105ZM159 130H161V131H159ZM223 130L226 131V129H223ZM132 131L130 133H132ZM180 131L182 132V130H180ZM180 131H178V132H180ZM221 132H219L217 130V137H219V135H222ZM103 133L106 135H103ZM128 133H129V131H128ZM96 135H98V136H96ZM141 135H142V133H141ZM99 136L101 138V141H100ZM109 136L110 137L112 136V137L110 138ZM123 136L125 139H122ZM168 136H169V138H168ZM131 137H132V135H131ZM147 137H148V135H147ZM147 137L143 136V138H147ZM182 137H183V135H182ZM184 137H187V136L185 135ZM139 138H142V136L139 135ZM165 138H166V140H165ZM171 138H173V139H171ZM211 138H212V140H211ZM36 139L37 140L40 139V141L39 140L37 141ZM104 139H106L108 141V143H106V140H104ZM114 139L117 142H115ZM102 140H104L105 142ZM126 140H128V142ZM183 140L187 141L186 144H182ZM36 141H37L38 145L36 144ZM146 141H148V142H146ZM151 141H153V142H151ZM158 141L159 142L161 141V142L159 143ZM185 141H183V142L185 143ZM221 141L223 143H221ZM101 142H103V143H101ZM111 142L113 144H109ZM141 142H144V143H141ZM115 143H119V144H115ZM152 143H154V144H152ZM187 143L191 147H193L195 151L199 150V152L197 153L193 150H191V152H188L191 149L190 146L187 149L188 151L184 150V146L188 145ZM218 143L221 147H218L219 146ZM32 144H34V145H32ZM131 144H132V146L130 147ZM133 144H136L137 147L136 146L134 147ZM173 144H174V146H173ZM227 144H229V143H227ZM247 144H248V147H250L249 144L251 145V147H253V145H254V144H251L249 142ZM107 145H109L110 147H108ZM150 145L153 146V148L149 147ZM182 145H184L183 148H180V146L182 147ZM202 145L205 146V144H202ZM229 145H233V144H229ZM112 146H114L115 148H113ZM155 146L156 147L161 146V147L156 148ZM236 146H237V144H236ZM263 146H261V147H263ZM40 147H44L45 150L48 149V151H50L52 149V153L50 152L51 155L48 154L49 157L47 158V160H45V161L50 162L49 163L50 167H48V171H47V166H46L47 164L44 163L46 165H43V162L45 159L44 154H46L47 151H44L43 150L44 148L41 149ZM117 147H120V148L122 147V148L120 149ZM125 147L127 148V150L125 149ZM138 147H140V148H138ZM144 147H146L145 148L146 151L151 150V152L150 151L146 152ZM195 147H197V146H195ZM245 147H246V145H245ZM35 148L38 150V152L35 151L36 150ZM39 148L41 149V151ZM116 148H117V150L119 149L118 152L116 151ZM129 148H131V149H129ZM135 148H137V149L134 151ZM151 148L154 149V151ZM221 148L223 150H221ZM225 148H227V150ZM230 148H231V151H233V152L230 151ZM232 148H233V150H232ZM239 148L242 150H240ZM253 148H255V147H253ZM159 149H161V150H159ZM214 149L217 152L214 151ZM113 150H115L116 152ZM218 150H220L219 153H218ZM257 150H258V152H257ZM243 151L246 152L247 154L244 153ZM125 152H127V153H125ZM139 152L142 155H140ZM128 153H130V154H128ZM156 153H158V154H156ZM160 153H162V154L159 155ZM225 153H226V155H225ZM254 153H256V154L254 155ZM119 154H121V155H119ZM185 154H187V155H185ZM190 154H192V155L190 156ZM205 154L207 155L206 157L208 159H210V161L213 160L214 164H212V162H210V165L208 164V161L205 158V156L203 157V155H205ZM31 155H34V157H32ZM41 155L42 156L44 155V157L42 158ZM135 155H137V157ZM148 155H150V156H148ZM195 155H197V156H195ZM245 156H247V157H245ZM22 157H24V156H22ZM36 157H38L37 158L38 160L36 159ZM135 157H136V159H135ZM150 157H152V158L150 159ZM194 157H195V159H193ZM197 157H199V158H197ZM200 157H202V159ZM260 157H262V158H260ZM49 158L50 159L52 158L51 160H52L53 164L51 161H49ZM204 158L206 160L205 162H204ZM39 159H41L40 160L41 162L39 161ZM42 159H43V161H42ZM148 159H149V162H148ZM185 159H186V161H185ZM11 160H13V159H11ZM159 160H160V162H159ZM28 161H30L31 163L30 164L26 163ZM38 161H39V163H38ZM201 161H202V163H201ZM218 161L219 162L221 161V163L223 165L221 163H218ZM260 161H261V163H260ZM193 162H195V163H193ZM163 163H165V164H163ZM186 163H188V164H186ZM26 164H28L30 166L32 164V167H30ZM33 164H35V165H33ZM133 164H134V166H133ZM142 164H144V166ZM218 164H219V166H218ZM131 165H132V167H131ZM26 166L30 167V169L27 168V172H26ZM44 166H46V167H44ZM136 166H138V167H136ZM212 166L216 167L217 170L214 169V167L209 168ZM146 167L148 170H146ZM202 167H204L205 169H203ZM206 167L209 170H207ZM217 167H219L220 169H218ZM33 168H35V169H33ZM45 168H46V170H45ZM129 168H131V169H129ZM138 168H139V170H138ZM24 169H25V171H24ZM14 170H11V171H14ZM49 170H50V173L49 174L47 173L48 174L47 175L46 171L49 172ZM160 170H161V172H160ZM38 171H39V173H38ZM39 174H40V176H39ZM205 174L208 176V178L206 177ZM8 175L11 176L10 174H8ZM15 175H17V174H15ZM19 175L11 176L14 179V182L12 184L15 183L14 177H17V180H19V177H20ZM36 175H37V177H36ZM46 175L48 178L44 177ZM42 177L47 179V181L45 180L46 183L44 182ZM7 178H8V176H7ZM40 179H42V181H43L42 183H41ZM96 179H97V181H96ZM17 180H16V182H17ZM36 180H37V182H36ZM215 180H216V182H214ZM225 180H226V182H225ZM9 181H11V179ZM206 182L208 185L205 184ZM209 183H211V184L213 183V184L211 185ZM214 183L216 186H214ZM19 184H20V180H19ZM43 184H44V186H43ZM33 185H35V186L33 187ZM182 185L185 187H183ZM217 185H219V186H217ZM232 186H234L233 187L234 189L232 188ZM235 186H236V188H235ZM225 187L230 191H228ZM208 188L210 190H208ZM231 188L233 190H231ZM36 189L39 192L36 191ZM34 190H35V192H33V195H31L32 191H34ZM47 191H49V192H47ZM227 191L229 192V194L230 193L234 194V191H235V194L233 196H231L227 193ZM231 191H233V193ZM163 192H165V193H163ZM36 193H37V195H36ZM46 193H47V196H46ZM207 193H209V195L211 193L210 197L208 196ZM214 194H215V196H214ZM249 194H250V196H249ZM35 195H36V198H34ZM6 197H5V200L3 202H5L7 208L8 207L12 208V206H13V205H11L12 199L9 198L8 196H6ZM215 197L217 198L216 200H215ZM222 197L224 200L222 199ZM12 198H14V197H12ZM218 198L221 201H219ZM233 199L236 200V202ZM14 200L15 199H13V203L14 204L17 203L16 200H15V202H14ZM28 200H29V203L27 202ZM245 202H246V205H245ZM7 203H8V205H7ZM27 203H28V205H27ZM5 204H3V205H5ZM3 205L1 206V208L3 207V210L4 209H6L5 211L10 210L9 208L8 209L6 207L4 208ZM228 206L230 208L235 207L236 209L235 208L230 209ZM239 208H240V210H239ZM27 209H31V211L30 210L27 211ZM221 209H223L222 212H217L218 210H221ZM23 210H25L26 213ZM21 211L25 215V216H23V220L22 219L20 220V216L22 215ZM10 212H11V210H10ZM214 212L218 213V214L216 213L217 216L222 217L221 218L222 224H219L220 227L217 225L218 223L216 224L218 226V228H221V225L223 226L225 224L224 225L225 227L223 226L221 229H219L220 230L219 232H221V236H222L221 239H223L225 242L220 240L219 236L217 235L219 240H220V243H221L220 248H222L221 252H220V249L218 250L220 253L218 251H216V253H218V254H215V252L210 253V251H209L211 249V246H212V245H210V243L213 242V241L211 242V240H213L212 238H213V233H214L213 230H212V232H213L212 233L209 228H211L210 226L212 224L215 225L214 223H211V222H213L214 220H216L218 222L220 220L219 217H217V218H219L218 220L215 219L216 215ZM30 213H31V215H30ZM45 213H47V214H45ZM222 213L223 214L226 213V214H224V216H223ZM261 213H263V214L261 215ZM220 214H222V215H220ZM18 215H20V216H18ZM29 215H30V217H29ZM44 215H45V217H44ZM26 216L28 217V219H31L32 224H31L30 220L27 219ZM38 217L41 221L40 220L38 221ZM49 217H50V220H49L50 222L48 221ZM255 217H256L257 221L254 219ZM21 218H22V216H21ZM238 218H239V220H238ZM24 219H27V220H24ZM232 219L234 222L232 221ZM24 221H26V222L24 223ZM216 221H214V222L216 223ZM261 221H262V223H261ZM40 222H41V225L45 228H47V226L51 223V225H52L51 230H53V232H50V230H48V229H47L48 233L46 231H44L43 229H45V228H43L40 225ZM47 222H49V224ZM220 222H221V220L219 221V223ZM231 222H233V223H231ZM258 222L261 223L262 226ZM232 224L233 225L236 224V227L238 229L237 238H240L237 240L238 244H237V242L234 243L235 245L237 244V246H238V247H236L235 245H233L234 249L231 245V242H234V239H233V241H231V239H230L231 237H225V235L222 233V230L224 228L225 229L227 228L228 232H233L231 229H230L231 231H229V228H231ZM51 225L49 226V228L51 227ZM256 226H258V227L261 226L262 228L261 227L260 228L262 230H260V228L258 229ZM206 227L207 228L209 227L208 230ZM19 228H20V225H19ZM241 228L243 229L242 230L243 232H241ZM40 229H42V230H40ZM234 229H236V228H234ZM251 230H253V232H254L253 235L250 234ZM255 230H256V232H255ZM31 231H32V233H31ZM259 231H261V232H259ZM18 232L20 233L21 231H18ZM245 232L246 233L249 232L247 234H249L250 237L252 236L250 240H249V236ZM230 234L231 233H229V236H230ZM242 234H244V236H242ZM3 235H4V233H3ZM231 235H233V234H231ZM0 236H1V232H0ZM11 237H13V236L11 235ZM19 237L21 239H19ZM1 238L2 237H0V239ZM10 238L8 240H10ZM241 238L242 239L244 238L243 241ZM245 238H247V239L245 240ZM226 240H229V241H226ZM5 241H7V240H5ZM2 244L3 243H1V246H4ZM7 244H9V242ZM40 244H41V247H40ZM9 245L12 246L13 244H9ZM9 245H6V246H9ZM22 245L24 247H20ZM29 246H30V253H29L30 255L27 254L29 251V249H28ZM32 246H33L34 250H32V248H31ZM221 246H223V247H221ZM225 246L227 249L225 248ZM229 246H231V247H229ZM235 247H236L237 251H236ZM15 248L14 249L12 248V250H15ZM228 248H229V251H228ZM225 249L227 252L225 251ZM26 250H27V253H26ZM53 250H54V253L56 252L55 255L53 253ZM231 251H232V254H231ZM235 251H236V253H235ZM12 253H13V251H12ZM9 254H10V250H9ZM21 255L23 256V258ZM232 255H234V257H232ZM52 256L57 257V258H55V261H54V258ZM235 256H237V257H235ZM45 258H46V260H45ZM26 259L29 261L31 260L30 261L31 263H29V262L27 263ZM3 260H4V262H3Z\"/></svg>",
    "mask_w": 264,
    "mask_h": 264
}]
</instances>
